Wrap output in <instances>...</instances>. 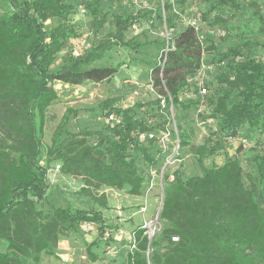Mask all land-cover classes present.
<instances>
[{
  "label": "trees",
  "instance_id": "trees-1",
  "mask_svg": "<svg viewBox=\"0 0 264 264\" xmlns=\"http://www.w3.org/2000/svg\"><path fill=\"white\" fill-rule=\"evenodd\" d=\"M183 2L176 5L182 14ZM196 2L205 8L198 29L165 5L170 34L165 57L149 72L153 98L120 107L138 87L117 89L93 109L116 121L95 131H69L80 111L68 108L44 143L55 121L48 114L54 85L110 83L118 69L94 64L115 48L147 46L131 26L151 37L148 28L162 24L160 8L156 0H147L150 10L130 0H0V264L57 258L58 245L85 224L96 227L95 238L83 242L90 264H117L116 257L123 264H264V13L247 0ZM201 69L204 84L195 80ZM194 112L202 125L216 126L199 143ZM176 141L199 174L184 179L173 167L162 173L160 228L151 241L139 224H107L108 197L100 190L142 197ZM232 141L236 155L204 164ZM55 166L79 187L49 184Z\"/></svg>",
  "mask_w": 264,
  "mask_h": 264
},
{
  "label": "rangeland",
  "instance_id": "rangeland-1",
  "mask_svg": "<svg viewBox=\"0 0 264 264\" xmlns=\"http://www.w3.org/2000/svg\"><path fill=\"white\" fill-rule=\"evenodd\" d=\"M182 9L185 18H191V15L196 13L200 14L205 11L204 5L198 4L196 0H183ZM252 1L256 6L264 13V0H247L249 3ZM77 18V17H76ZM201 22V27H205ZM170 34V33H168ZM137 42L142 43L148 41L147 46L139 48L138 52L128 50L125 48H115L106 53L105 58L94 64L95 67H116L118 69L117 74L112 78L110 83L102 84H86L84 86H68L56 83L54 89L57 92V101H55L48 110L50 117H54L55 121L48 123L44 132V143L49 142V136L53 125L63 115L66 109L73 108L79 110V114L76 118L69 121L68 130L71 132H77L80 130L95 131L99 129L104 123L106 118L103 116L104 112L100 110H93L100 101L115 97V91L121 87H128L129 85H135L138 87V91L130 94L127 98L119 103L120 107H129L136 102H144L154 97V94L150 92L149 87V72L150 69L157 65L160 61V57L163 49L165 48V34L151 35V37H145V33L141 32L137 34ZM86 36L81 38V42L86 44ZM61 56V55H59ZM58 60V59H57ZM195 80L200 83H205L208 78L205 73V69H201L195 76ZM208 90L206 88V93ZM205 107H202L204 110ZM173 114V110H170ZM193 117L197 120L196 134L193 139V143H199L204 140L205 137L216 129L214 123L210 126H204L201 123V119L196 117V113H192ZM171 127V126H170ZM227 139V140H226ZM225 143L230 140L226 137ZM258 136L255 135L253 141L245 145L244 149L249 150L253 147ZM237 141H232L228 147H226L219 154L210 157L204 161L206 166L210 165H222L228 158L236 155ZM235 153V154H234ZM244 166V164H243ZM175 171H179V175L184 178H190L198 175V168L196 167L193 159L186 153L178 151L175 162L172 166ZM245 167V166H244ZM49 184L62 185L64 189L74 191L79 187V180L63 178L59 175H51L48 180ZM101 193H105L108 197L109 210L103 212L106 219V223H116L114 217L115 209H121L125 213L126 219L123 224L124 227L136 226L141 223L142 217L136 213L142 205L146 203L147 211L145 219L154 221V218L158 212L161 202V193L158 187H153L149 191L145 192L142 197H131L125 194L123 191H116L112 189H102ZM132 213L134 215H132ZM113 214V216H112ZM132 215V216H130ZM155 223V222H154ZM94 225H82V230L76 234L71 235L64 239L56 248L55 253L57 258L45 257L42 260V264H90L85 257L83 250L84 241H92L96 233L94 231ZM96 228V227H95ZM157 228V226H156ZM158 228L160 223L158 220ZM98 252L97 250H95ZM114 255L108 252L105 258L110 261ZM115 258V257H114ZM117 264H123L122 260L118 257L115 258ZM94 264H108L107 262L94 263Z\"/></svg>",
  "mask_w": 264,
  "mask_h": 264
},
{
  "label": "built area",
  "instance_id": "built-area-1",
  "mask_svg": "<svg viewBox=\"0 0 264 264\" xmlns=\"http://www.w3.org/2000/svg\"><path fill=\"white\" fill-rule=\"evenodd\" d=\"M130 1L135 6V8H138V9L147 8V0H130ZM139 1H141L142 4H140ZM178 1H180V0H156V2L158 3V6L160 8L162 24L159 27L148 28L149 32L151 33V35H162V34H165V48L163 49L162 54H161V56H163V57H165V55L167 53V49H168V32H169V30H168V28L166 26V14H165L166 13L165 12V5L167 3H169L171 5L172 13L179 18V20L181 21V23L183 25H185V26H193V27H195V29H198V27L200 25V16H199V14L196 13V11H195L194 14L191 15V18H188V19L185 18L184 17V13L182 14L180 12V9L176 8V5H177ZM148 10H150V9H148ZM131 30L133 31L134 34H138L141 31V30H139V28H138V26L136 24H133L131 26ZM84 46H85V44H83L81 42L80 45H79V48L83 49ZM150 92L153 93V91L151 89H150ZM200 93H201V95H205V93H206V89L203 88L202 86H200ZM115 121H116V119L112 115L109 116L106 119V123H113ZM140 138H143V136H141ZM148 138L152 139L153 135H149ZM159 142H160V144H159L160 150H162L163 152L166 151V149L170 145L169 133L166 132L165 134H163L161 136V138L159 139ZM177 154H178V141H176L174 143V145L172 146L171 153L169 154V156L166 157V160H165V162L163 164V167L160 169V174L159 175H153V174L151 175L152 179L150 181V184H149L146 192L149 191L150 189H152L153 187H158V189H159V191L161 193V202H160V205H159L158 212H157V214H156V216L154 218V221H150V220L145 219V214H146V211H147L146 203L144 205H142L140 207V209L136 213H134V214H138V215H140L142 217V219L140 221L141 223H139V225H140V228L145 231L144 235L146 236L148 242L151 241V239L155 235V232L159 229L158 228V214H159V211H160V208H161V203H162V198H163L162 173H164L165 170L168 167H170V166H172L174 164L175 159L177 157ZM58 170H59V167L55 166L53 170L47 171L48 180L51 177V175H53V176L56 175ZM150 173H153V172L151 171ZM170 180H172V177H170ZM134 214L132 213V215H134ZM132 215H130V216H132ZM114 217L116 219V222L120 223V224H123L124 222H126L125 220L126 219L128 220V218H129V217H126L125 213L123 211H121V209H119V208L115 209ZM156 226H157V228H156ZM125 234L126 233H125V229L124 228H122V229H120L118 231V236L119 237H122ZM105 236H107V234Z\"/></svg>",
  "mask_w": 264,
  "mask_h": 264
}]
</instances>
